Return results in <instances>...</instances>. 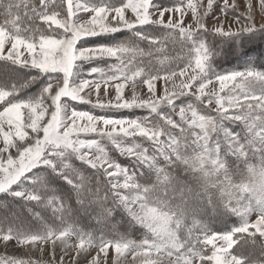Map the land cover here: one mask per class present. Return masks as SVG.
Listing matches in <instances>:
<instances>
[{
  "label": "snow or ice",
  "instance_id": "obj_1",
  "mask_svg": "<svg viewBox=\"0 0 264 264\" xmlns=\"http://www.w3.org/2000/svg\"><path fill=\"white\" fill-rule=\"evenodd\" d=\"M256 41L264 0H0V264H264Z\"/></svg>",
  "mask_w": 264,
  "mask_h": 264
},
{
  "label": "rangeland",
  "instance_id": "obj_2",
  "mask_svg": "<svg viewBox=\"0 0 264 264\" xmlns=\"http://www.w3.org/2000/svg\"><path fill=\"white\" fill-rule=\"evenodd\" d=\"M253 47L255 49L260 48L264 51V43H262L261 41H256L255 44H253ZM248 48H250V46L246 47L245 52L248 51ZM251 48H252V46H251ZM239 54H240L239 52H236V53L228 52L226 49L225 54L219 58V64H220L221 68L228 69L229 67H231V65L235 63ZM157 87L162 89L163 85L159 84ZM33 90H35V89H33ZM123 114L127 115L128 113H123ZM137 114H139V113H137ZM113 155H116V154L114 153ZM120 159H124V158H120ZM256 162L257 161H255L254 163H256ZM77 165H78V163H77ZM12 211L19 212L20 211L19 205L14 203L12 205ZM209 213L211 214V219L210 220L208 219L207 220L208 222L209 221H211L212 223H214L215 221L219 222L218 220L214 221L212 219L211 209H209ZM4 215H5V210L3 208H0V217H3ZM22 217L25 219V223H27L28 222L27 214L23 213ZM254 218H255V216L252 217V219H254ZM119 219H120V216H117L116 220H119ZM225 219L227 220L229 218H225ZM217 222H215V223L218 224ZM220 222L222 224L224 221L222 220ZM125 227L126 226L123 224L120 225V232L121 233H123L125 231ZM137 235H138V233H137ZM5 251H6L7 255H9V256L16 255V256L27 258L25 251L23 249H18L14 244L12 246H10L7 250H5L3 248V246H0V254H4ZM57 255H59V250L57 252ZM256 255L259 256V250L258 249L256 251ZM113 257H114V252L112 250H110L109 251V264H111ZM121 261H122V264H132V257H131V255H128L126 258L122 257Z\"/></svg>",
  "mask_w": 264,
  "mask_h": 264
},
{
  "label": "trees",
  "instance_id": "obj_3",
  "mask_svg": "<svg viewBox=\"0 0 264 264\" xmlns=\"http://www.w3.org/2000/svg\"><path fill=\"white\" fill-rule=\"evenodd\" d=\"M141 46H143V45H141ZM250 46V48H248V51L247 52H245L246 54L245 55H241V54H239L238 55V57H237V59H236V61H235V63L234 64H232L231 65V67H229L228 69H232V68H236V67H242L243 65H244V63L246 62V61H249V60H251V61H255L256 63H264V51L262 50V49H260V48H254L253 47V45H249ZM251 46H252V48H251ZM246 51V50H245ZM114 154V153H113ZM119 159H120V157H118ZM121 160V162L122 163H128V161L127 160H125V159H120ZM255 162V161H254ZM78 164H79V162H77ZM2 199H4V197L3 196H0V200H2ZM203 219L205 220V221H207L208 219L210 220L211 219V214L209 213V209L207 210V215H205L204 217H203ZM219 222H217V221H215V222H217L218 224H216L215 222L214 223H212L211 221H207L209 224H210V226L212 227V228H220V227H222V224H221V222L220 221H222V220H218ZM227 221L229 222V223H238V218H236V217H229V219H227ZM120 230V229H119Z\"/></svg>",
  "mask_w": 264,
  "mask_h": 264
}]
</instances>
